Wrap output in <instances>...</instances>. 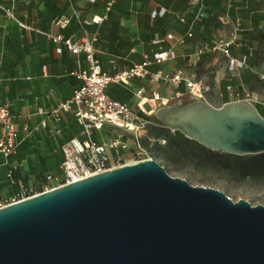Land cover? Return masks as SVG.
I'll return each instance as SVG.
<instances>
[{
	"label": "water",
	"instance_id": "95a60500",
	"mask_svg": "<svg viewBox=\"0 0 264 264\" xmlns=\"http://www.w3.org/2000/svg\"><path fill=\"white\" fill-rule=\"evenodd\" d=\"M152 116L210 151L264 153V118L248 101L189 97ZM0 264H264V206L146 159L0 208Z\"/></svg>",
	"mask_w": 264,
	"mask_h": 264
},
{
	"label": "crops",
	"instance_id": "0c3cea01",
	"mask_svg": "<svg viewBox=\"0 0 264 264\" xmlns=\"http://www.w3.org/2000/svg\"><path fill=\"white\" fill-rule=\"evenodd\" d=\"M110 1L0 0L1 6L13 9L19 23L30 28L19 27L0 11V103L9 106L18 133L15 153L7 161L0 155V200L8 201L18 190L7 178L8 170H14V178L26 187L38 188L46 176L59 173L62 146L80 133L72 113L63 114L58 122L49 119L46 128L30 135L23 131L24 126L31 129L43 120L39 110L49 112L70 98L77 84L74 74L86 67L82 53L72 55L63 46L57 51L41 32L74 39L95 37V58L109 75L140 63L143 55L173 48L177 58L162 67L152 66V71L213 69L212 91L222 92L219 99L213 98L215 108L252 96L258 105L252 104L264 111V62L260 57L264 0H115L107 11ZM61 16L70 19L64 29L53 25ZM94 16L106 18L100 24L80 23ZM188 32L192 38L182 46L166 40L167 34L184 37ZM218 39H234L230 56L247 58V66L235 75L227 72L225 58L197 60L194 56L195 47L210 46ZM142 86H146L144 80L132 79L129 85H109L106 94L133 108L132 91ZM179 90L184 91L183 85ZM158 92L168 96L170 88L163 85Z\"/></svg>",
	"mask_w": 264,
	"mask_h": 264
},
{
	"label": "built area",
	"instance_id": "2783aa9c",
	"mask_svg": "<svg viewBox=\"0 0 264 264\" xmlns=\"http://www.w3.org/2000/svg\"><path fill=\"white\" fill-rule=\"evenodd\" d=\"M84 1L94 3L97 0ZM114 1L111 0L107 4V11ZM0 11L7 19L14 20L19 27L30 29L15 19L12 8L0 5ZM75 16L78 18L77 15ZM105 18L106 16H94L80 23L83 25L100 24ZM69 23L70 19L63 16L53 21V25L60 29L66 28ZM40 34L55 44L57 51H59V46H63L72 55L82 53L86 67L74 74L77 84L70 98L60 102L49 112L39 110V114L44 115L43 120L31 129L24 126L23 131L26 135H30L41 128H46L49 119L58 122L63 114L72 113L80 127V133L78 138L70 139L62 146L63 160L59 173L46 176L38 188L26 187L20 180L14 178V170H8L7 178L12 185H17L18 190L8 201L0 200V208L128 163L142 161L143 159L139 158L142 138L140 131L152 125L145 117H150L159 105H167L171 100L179 99L184 95L206 101L207 86L195 70L174 72L162 68L156 71L151 70L152 66L162 67L174 61L178 55L173 48L167 50L160 48L151 56L143 55L140 63L133 64L114 75H109L102 70L95 58L93 47L95 37L84 35L80 39H74L66 38L61 34L53 35L46 32ZM191 38L190 32L184 37H175L171 33L166 35L167 41H173L179 46L184 45L185 41ZM233 43L234 39H218L210 46L195 47L194 56L197 60L208 56L225 58L227 72L235 75L247 66V58L242 57L237 60L230 56L229 51ZM132 79L146 82V86L133 89L132 93L135 97L133 108L109 98L106 94L109 85H129ZM163 85L170 88L168 96H161L158 92V88ZM180 85H183L184 91L179 90ZM226 89L230 91V87ZM244 101L254 104L257 99L249 96ZM261 104L264 105V97L261 99ZM92 131L111 132L116 137L106 141H94L91 139ZM58 132L56 130L53 133ZM17 137L16 124L9 106L0 103V155L6 161L15 153ZM130 144H133V149ZM126 155L131 157L129 162L124 159Z\"/></svg>",
	"mask_w": 264,
	"mask_h": 264
},
{
	"label": "rangeland",
	"instance_id": "374dc122",
	"mask_svg": "<svg viewBox=\"0 0 264 264\" xmlns=\"http://www.w3.org/2000/svg\"><path fill=\"white\" fill-rule=\"evenodd\" d=\"M261 53L260 57L264 62V46ZM195 71L208 87L205 93L206 102L215 107L214 99H219L222 92L212 91L213 69ZM188 99L189 96L184 95L167 104ZM255 104L258 105V102ZM259 112L262 113L261 110ZM145 119L152 125L140 131V159H152L163 167L170 177L183 179L191 186L220 191L233 202L245 200L253 207L264 206V153L243 156L214 154V151L210 152L196 142L186 139L181 133L164 128L152 115ZM114 137L116 135L111 132L92 131L91 134L94 141H106ZM130 147L133 149V144H130ZM124 159L129 162L131 157L126 155Z\"/></svg>",
	"mask_w": 264,
	"mask_h": 264
},
{
	"label": "trees",
	"instance_id": "16d2710c",
	"mask_svg": "<svg viewBox=\"0 0 264 264\" xmlns=\"http://www.w3.org/2000/svg\"><path fill=\"white\" fill-rule=\"evenodd\" d=\"M255 107H256V109H257L258 112H259V110L262 111V108H261V107H259V106H255ZM259 114L261 115L262 118H264V116H263L264 111H262V113L259 112ZM153 119H154V118H153ZM154 120H155V119H154ZM210 152H212V151H210ZM212 153H214V154H218V155L221 154V153H219V152H212ZM13 176H14V175H13Z\"/></svg>",
	"mask_w": 264,
	"mask_h": 264
}]
</instances>
